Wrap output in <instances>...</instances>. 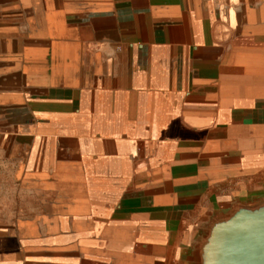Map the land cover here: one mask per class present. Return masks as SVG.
Returning <instances> with one entry per match:
<instances>
[{"label":"crops","instance_id":"crops-1","mask_svg":"<svg viewBox=\"0 0 264 264\" xmlns=\"http://www.w3.org/2000/svg\"><path fill=\"white\" fill-rule=\"evenodd\" d=\"M252 194L264 0H0V264H203Z\"/></svg>","mask_w":264,"mask_h":264},{"label":"water","instance_id":"water-1","mask_svg":"<svg viewBox=\"0 0 264 264\" xmlns=\"http://www.w3.org/2000/svg\"><path fill=\"white\" fill-rule=\"evenodd\" d=\"M203 264H264V215L244 218L218 234L214 227Z\"/></svg>","mask_w":264,"mask_h":264},{"label":"rangeland","instance_id":"rangeland-1","mask_svg":"<svg viewBox=\"0 0 264 264\" xmlns=\"http://www.w3.org/2000/svg\"><path fill=\"white\" fill-rule=\"evenodd\" d=\"M256 194H252L247 200L236 201L231 206V212L219 213L215 221V232L218 234L224 230L231 229L239 224L244 218H261L264 215V195L254 199Z\"/></svg>","mask_w":264,"mask_h":264}]
</instances>
